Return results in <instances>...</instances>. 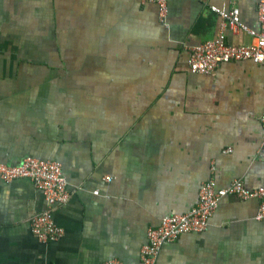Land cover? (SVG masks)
Listing matches in <instances>:
<instances>
[{"label":"crops","instance_id":"0c3cea01","mask_svg":"<svg viewBox=\"0 0 264 264\" xmlns=\"http://www.w3.org/2000/svg\"><path fill=\"white\" fill-rule=\"evenodd\" d=\"M259 1L167 0L163 26L142 0H0V164L57 161L69 193L53 210L62 238L43 243L29 226L41 192L0 179V264H141L148 230L194 207L207 180L263 183L264 66L201 76L185 63L219 29L211 6L235 7L256 32ZM257 209L221 199L207 228L164 244L156 264H264Z\"/></svg>","mask_w":264,"mask_h":264},{"label":"built area","instance_id":"2783aa9c","mask_svg":"<svg viewBox=\"0 0 264 264\" xmlns=\"http://www.w3.org/2000/svg\"><path fill=\"white\" fill-rule=\"evenodd\" d=\"M157 7V17L161 25H166L168 14L167 0H142ZM219 19V29L209 40L188 48L186 68L192 75H211L218 65L249 62L264 66V1L256 6V22L258 30L250 31L240 23L238 10L235 7L226 9L210 7ZM224 29L232 33H241L252 41L245 46H233L226 42ZM260 125L263 132L261 145L257 151V159L264 164V112ZM0 179L10 183L17 179H28L38 189L44 199V211L33 215L30 219V232L40 242H56L63 236V229L57 226L53 218V210L64 205L69 198L67 181L62 165L53 160L27 157L19 165L0 164ZM106 180H110L107 176ZM234 197L240 200L255 199L258 209L254 220L264 221V181L256 189H247L241 180H234L224 188H217L213 179L204 182L198 192V202L188 212L161 219L156 228L147 233V243L141 249V264H156L161 247L173 242L180 235L201 233L209 223L210 217L218 207L221 199ZM103 264H123L119 260H110Z\"/></svg>","mask_w":264,"mask_h":264}]
</instances>
